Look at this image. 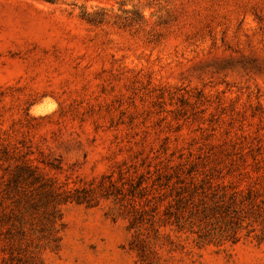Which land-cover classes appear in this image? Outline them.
<instances>
[{
	"label": "rangeland",
	"instance_id": "374dc122",
	"mask_svg": "<svg viewBox=\"0 0 264 264\" xmlns=\"http://www.w3.org/2000/svg\"><path fill=\"white\" fill-rule=\"evenodd\" d=\"M177 170L264 199V0H0V264H264L161 224Z\"/></svg>",
	"mask_w": 264,
	"mask_h": 264
},
{
	"label": "trees",
	"instance_id": "16d2710c",
	"mask_svg": "<svg viewBox=\"0 0 264 264\" xmlns=\"http://www.w3.org/2000/svg\"><path fill=\"white\" fill-rule=\"evenodd\" d=\"M187 174L177 170L171 177L162 225L192 238L200 248L236 244L242 237L264 240V199L222 181L213 182V176L199 179ZM135 211L141 213L138 208Z\"/></svg>",
	"mask_w": 264,
	"mask_h": 264
}]
</instances>
